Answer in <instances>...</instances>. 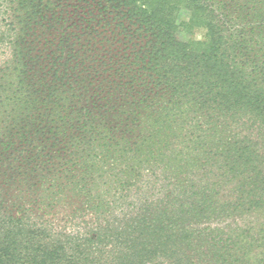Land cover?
Here are the masks:
<instances>
[{"label": "trees", "instance_id": "obj_1", "mask_svg": "<svg viewBox=\"0 0 264 264\" xmlns=\"http://www.w3.org/2000/svg\"><path fill=\"white\" fill-rule=\"evenodd\" d=\"M7 3L0 264H264V0Z\"/></svg>", "mask_w": 264, "mask_h": 264}, {"label": "rangeland", "instance_id": "obj_2", "mask_svg": "<svg viewBox=\"0 0 264 264\" xmlns=\"http://www.w3.org/2000/svg\"><path fill=\"white\" fill-rule=\"evenodd\" d=\"M9 0H0V4H2V8H1V6H0V13H2L3 11V9L4 8H7V13H10V14H14V15H18V14H22V15H24V14H26V12H30V8L29 9H21L20 7H21V5H18L17 7H16V9H15V7H13L12 9H8L9 8V5H8V2ZM27 1H31V0H27ZM33 1V4H34V9H35V11L37 10V8H38V4H40L39 5V7H43V0H32ZM7 6V7H6ZM41 10H43V9H40L39 8V11H41ZM0 16H1V14H0ZM177 18H178V20L179 21H186V20H188V18H189V13H188V11L187 10H185V9H182V10H180L179 11V13H178V15H177ZM202 34H203V31L201 30V29H196L195 31H193V32H191V33H188V32H186V31H178L177 32V37L180 39V40H184V41H188V40H190V39H200V38H202ZM2 49H4V48H2ZM252 222H256V220H254V221H252ZM237 226H239V227H245V226H251V225H255V224H250V223H248V221L247 220H245V221H240V222H237ZM263 257H264V255H263Z\"/></svg>", "mask_w": 264, "mask_h": 264}]
</instances>
